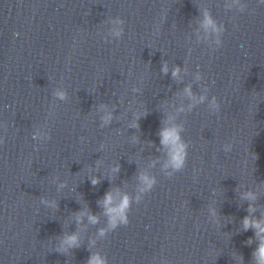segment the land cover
I'll use <instances>...</instances> for the list:
<instances>
[{"label": "clouds", "instance_id": "clouds-1", "mask_svg": "<svg viewBox=\"0 0 264 264\" xmlns=\"http://www.w3.org/2000/svg\"><path fill=\"white\" fill-rule=\"evenodd\" d=\"M204 18L202 21V27L205 31L211 30L217 34L222 31L221 28L216 26V22L212 18L211 14L207 11L204 12ZM114 24L120 25L123 23L122 20L117 18L113 21ZM123 32V29L120 27H115L112 30V34L116 37H120ZM216 43L219 45L220 41L217 39ZM162 72L165 74L168 72L167 64H164L162 67ZM180 68L176 67L172 76L177 78L179 76ZM199 79V76L197 77ZM135 91V89H134ZM185 94L195 99L193 93L191 92L190 87L184 89ZM55 95L60 99L66 98V93L61 90H57ZM199 100L202 102L204 97L201 96ZM212 107L218 109V105L215 102V99L212 101ZM100 110L104 111L105 114L102 116V121L104 125L109 124L113 115L112 112L106 110V106L101 105ZM182 110V109H181ZM173 117L168 118L169 126L162 127L159 131L158 135L160 137V144L164 149L167 150V160L164 164V168H171L173 171H179L184 168L187 160V144L183 141L180 133L182 131L181 125L171 124ZM139 120V114L136 115V119L132 123V127H139L137 121ZM230 148V145H225V150L227 151ZM112 171L114 173L119 172V165H116ZM172 173L169 172L170 176ZM140 181V189L141 193L150 191L156 183L154 177L150 176L147 173H140L138 176ZM99 183V178L93 177L92 184L97 185ZM64 185H61L63 187ZM243 199H247L249 201H255L257 196L252 192H246L243 194ZM140 197L137 196L136 200L139 201ZM44 203H49L48 201H42ZM98 203L103 208V214L107 217V226L105 228L99 229L98 236L103 238L107 235L108 232L115 230L118 226L127 225L129 223L128 212L131 206V197L128 194H122L119 189L109 190L102 200L98 201ZM52 207H56L55 201L51 202ZM256 211V208L253 204L249 205L248 212L249 215L243 218L242 227L244 231H247L249 228L253 229L255 232V239L259 241L258 247L253 251L252 256L254 260V264H264V216L261 218H255L252 216V213ZM212 216L216 217L217 213L215 209L211 210ZM87 216V219L90 224H97L99 222V217L97 215L91 214L87 209L81 211L76 214L77 223H81L83 218ZM253 242L252 238H249L247 241L248 244ZM80 246V237L78 233H73L71 235H65L61 240L58 251L67 252L70 248H76ZM237 260L242 264L243 257L238 256ZM87 264H107V260L99 253H93L90 255L87 260Z\"/></svg>", "mask_w": 264, "mask_h": 264}]
</instances>
